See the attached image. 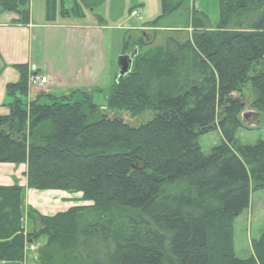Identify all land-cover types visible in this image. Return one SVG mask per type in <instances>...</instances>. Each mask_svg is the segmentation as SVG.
Returning a JSON list of instances; mask_svg holds the SVG:
<instances>
[{
    "label": "trees",
    "instance_id": "obj_1",
    "mask_svg": "<svg viewBox=\"0 0 264 264\" xmlns=\"http://www.w3.org/2000/svg\"><path fill=\"white\" fill-rule=\"evenodd\" d=\"M182 2L161 0L163 15ZM218 8L214 25L192 7L189 38L137 51L104 107L88 91L26 102L27 67L14 66L0 163H25L29 188L80 192L89 204L52 216L29 210L35 228L24 234L22 188L0 186V264H22L26 242L40 238L33 264H264V231L250 257L234 247L235 219L264 190V140L237 138L244 110L264 112V0ZM3 12L27 25L29 0H0ZM145 111L151 118L136 126L119 116ZM212 130L220 141L203 153L197 139Z\"/></svg>",
    "mask_w": 264,
    "mask_h": 264
},
{
    "label": "crops",
    "instance_id": "obj_2",
    "mask_svg": "<svg viewBox=\"0 0 264 264\" xmlns=\"http://www.w3.org/2000/svg\"><path fill=\"white\" fill-rule=\"evenodd\" d=\"M56 1L59 4L57 7ZM70 1L40 0L41 7L35 12L34 2L29 0L30 21L23 26L11 24L12 20L17 19L15 13H0V115L8 113V104L12 100L5 94L6 85L19 80L20 73L15 65H26L27 75L34 71L47 77V82L36 86L33 92L30 91V85L28 86L26 102L35 100L39 93H43L37 100L41 104L47 103V99L43 97H48L46 94L61 97L75 93L72 97L78 100L80 91L90 92L92 99L93 91L99 92L103 89L100 79L106 70L103 43L108 27L103 22L106 18L98 14L103 2L94 9H88L81 0H72L71 6L68 5ZM190 3V12L193 7L207 15L203 0H190ZM137 5V9L142 12L143 4ZM85 13H94L98 21L88 23L85 21ZM167 37L178 40L175 36ZM116 75L118 71L112 72L110 87ZM13 185L22 188L20 224L24 234L35 228V223L27 215L29 210L42 216H52L75 205L89 204L80 200V192L29 188L25 163H0V186ZM31 243L35 245L38 242ZM25 246L22 264H33L36 253Z\"/></svg>",
    "mask_w": 264,
    "mask_h": 264
},
{
    "label": "rangeland",
    "instance_id": "obj_3",
    "mask_svg": "<svg viewBox=\"0 0 264 264\" xmlns=\"http://www.w3.org/2000/svg\"><path fill=\"white\" fill-rule=\"evenodd\" d=\"M39 1L33 0V10L35 12L41 7ZM71 1L68 4L70 6ZM137 4H143V11H139L142 17L141 20L130 16L132 8L138 7ZM203 4L210 24H214L218 20L219 0H203ZM57 5L59 6L56 1V7ZM190 8V0H184L173 12L163 15L161 0H104L99 8V13L96 11L94 13L105 17L106 19L103 22L106 27L108 26L105 30L103 43L106 70H104L100 79V86L103 89L99 92L93 91L92 101L99 106H105L109 96V81H111L112 72L118 71L116 59L119 55L130 52L135 46L139 52L152 46L163 45L165 38L169 35L177 37L179 41L188 38L190 36L189 32H192V29H188ZM94 13H85V21H88V23L98 21V17ZM145 26L146 28H144ZM129 35L133 36L129 37ZM126 41H128V45L125 47ZM36 86H30V91L33 92ZM243 91L245 97L250 101L252 94L249 89L244 88ZM43 97L47 99L45 104L50 103L48 97ZM22 99L26 101V95ZM113 113L110 112L109 115ZM119 116L130 125L136 126L149 120L152 114L145 111L136 117H131L126 112H120ZM237 138L241 144H253L258 139L264 140V112H258L255 125L240 128L237 131ZM219 141L220 136L217 130L200 135L197 139L203 153H207ZM262 231H264V190H258L251 193L249 206L234 221L236 255L240 258L250 257L252 255L251 240L257 239ZM35 242L38 243L34 245V254L44 242V238H40ZM27 254L30 253L27 252Z\"/></svg>",
    "mask_w": 264,
    "mask_h": 264
},
{
    "label": "water",
    "instance_id": "obj_4",
    "mask_svg": "<svg viewBox=\"0 0 264 264\" xmlns=\"http://www.w3.org/2000/svg\"><path fill=\"white\" fill-rule=\"evenodd\" d=\"M136 49L129 54L119 55L116 59L118 74L123 76L131 70L132 60L136 55ZM241 120L247 126H253L257 123V113L252 110H245L241 113Z\"/></svg>",
    "mask_w": 264,
    "mask_h": 264
},
{
    "label": "built area",
    "instance_id": "obj_5",
    "mask_svg": "<svg viewBox=\"0 0 264 264\" xmlns=\"http://www.w3.org/2000/svg\"><path fill=\"white\" fill-rule=\"evenodd\" d=\"M132 14L133 15H137V12L136 11H132ZM45 81H46V79L43 76L42 77H39V76H36V75H31L29 77V83H31V84H35L37 82L44 83Z\"/></svg>",
    "mask_w": 264,
    "mask_h": 264
}]
</instances>
